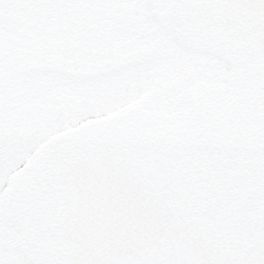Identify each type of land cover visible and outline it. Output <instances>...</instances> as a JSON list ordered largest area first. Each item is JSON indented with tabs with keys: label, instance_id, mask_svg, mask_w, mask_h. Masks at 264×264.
<instances>
[{
	"label": "snow or ice",
	"instance_id": "snow-or-ice-1",
	"mask_svg": "<svg viewBox=\"0 0 264 264\" xmlns=\"http://www.w3.org/2000/svg\"><path fill=\"white\" fill-rule=\"evenodd\" d=\"M0 264H264V0H0Z\"/></svg>",
	"mask_w": 264,
	"mask_h": 264
}]
</instances>
